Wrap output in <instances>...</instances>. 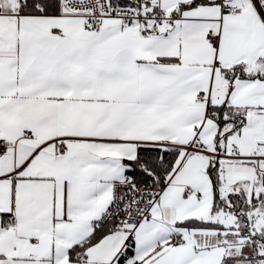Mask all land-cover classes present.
Returning <instances> with one entry per match:
<instances>
[{
  "label": "snow or ice",
  "instance_id": "obj_1",
  "mask_svg": "<svg viewBox=\"0 0 264 264\" xmlns=\"http://www.w3.org/2000/svg\"><path fill=\"white\" fill-rule=\"evenodd\" d=\"M0 264H264V0H0Z\"/></svg>",
  "mask_w": 264,
  "mask_h": 264
}]
</instances>
